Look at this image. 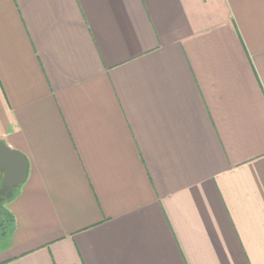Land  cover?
I'll return each mask as SVG.
<instances>
[{
	"label": "crops",
	"instance_id": "obj_1",
	"mask_svg": "<svg viewBox=\"0 0 264 264\" xmlns=\"http://www.w3.org/2000/svg\"><path fill=\"white\" fill-rule=\"evenodd\" d=\"M0 140V264H264V0H0Z\"/></svg>",
	"mask_w": 264,
	"mask_h": 264
},
{
	"label": "water",
	"instance_id": "obj_2",
	"mask_svg": "<svg viewBox=\"0 0 264 264\" xmlns=\"http://www.w3.org/2000/svg\"><path fill=\"white\" fill-rule=\"evenodd\" d=\"M0 169L3 170L0 186V197L11 195L17 185L26 176L27 162L18 151L8 148L0 140Z\"/></svg>",
	"mask_w": 264,
	"mask_h": 264
},
{
	"label": "rangeland",
	"instance_id": "obj_3",
	"mask_svg": "<svg viewBox=\"0 0 264 264\" xmlns=\"http://www.w3.org/2000/svg\"><path fill=\"white\" fill-rule=\"evenodd\" d=\"M2 206L4 207V205L6 204V200L1 201ZM5 208V207H4ZM0 234L1 232H6L10 229V225H9V220L7 219V217L5 216L6 214L4 213V211H2L0 209Z\"/></svg>",
	"mask_w": 264,
	"mask_h": 264
}]
</instances>
